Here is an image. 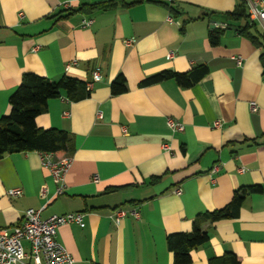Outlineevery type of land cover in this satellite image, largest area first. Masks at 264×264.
Listing matches in <instances>:
<instances>
[{
	"label": "crops",
	"instance_id": "0c3cea01",
	"mask_svg": "<svg viewBox=\"0 0 264 264\" xmlns=\"http://www.w3.org/2000/svg\"><path fill=\"white\" fill-rule=\"evenodd\" d=\"M105 1L0 0V118L24 74L92 84L88 97L72 102L62 95L35 118L38 128L73 137L63 194L56 195L42 154L0 159V230L18 225L28 209L41 210L42 219L83 213V228L65 225L57 234L75 264H172L168 235L190 233L197 216L222 209L238 189L259 186L237 217L201 226L208 241L190 253V264H213L226 254L237 264H264V66L261 49L237 29L223 30V14L238 0H169L177 18L145 0L72 13ZM212 30L223 31L216 46ZM200 65L208 73L189 88L172 80L139 86L162 71ZM96 70L101 80L92 82ZM118 75L127 91L112 96ZM167 119L183 131L171 132ZM12 189L22 195L8 198ZM118 209L128 214L116 225Z\"/></svg>",
	"mask_w": 264,
	"mask_h": 264
},
{
	"label": "trees",
	"instance_id": "16d2710c",
	"mask_svg": "<svg viewBox=\"0 0 264 264\" xmlns=\"http://www.w3.org/2000/svg\"><path fill=\"white\" fill-rule=\"evenodd\" d=\"M165 7L172 18L179 17V11L169 0H145ZM123 0H109L92 5H81L72 13L87 15L96 12L113 10L117 7H126ZM225 28L237 29L243 37L248 39L257 49L262 50L261 60L264 66V35L256 30V24L248 17L247 8L243 0H238L237 6L223 14ZM222 30H212L209 34V43L216 46L222 35ZM208 73L205 65L191 68L185 73L162 71L143 80L139 86L147 87L172 80L180 88H189L203 79ZM87 84L61 76L55 81L48 80L33 74H24L15 92L9 98V112L0 118V159L5 155L17 153L37 152L47 155L71 156L74 151L73 137L66 132L54 129H40L35 124V118L46 111L47 102L65 95L69 101L77 102L88 97L90 90ZM127 91L123 76L118 75L110 85L112 96L122 95ZM156 179L151 180L155 182ZM262 192L261 187L251 186L233 192L230 202L220 210L206 212L197 216L192 222L190 233H175L165 239L166 248L172 254V264H190V253L203 246L208 241V235L201 226L209 222L214 224L222 220L237 217L245 199L252 194ZM213 264H237L233 254H226L214 260Z\"/></svg>",
	"mask_w": 264,
	"mask_h": 264
},
{
	"label": "built area",
	"instance_id": "2783aa9c",
	"mask_svg": "<svg viewBox=\"0 0 264 264\" xmlns=\"http://www.w3.org/2000/svg\"><path fill=\"white\" fill-rule=\"evenodd\" d=\"M249 20L258 23L263 29L264 35V0H243ZM68 8V5H64ZM92 21L85 20L82 26L89 27ZM130 46L132 41L124 42ZM172 53L167 55L170 59ZM237 65H241V59H235ZM101 76L98 70L92 74V82H98ZM92 84H87V90H90ZM252 111L256 110L254 103L250 104ZM97 119H101L100 112L96 114ZM220 122H215V128L220 127ZM167 126L171 132H182L183 126L172 119H167ZM72 159L69 156H61L52 159V155L42 154V166L47 169L55 182L58 184L56 195L63 194V178L71 167ZM218 170L213 168V172ZM180 189L175 194H180ZM22 195L20 189H12L6 192L8 198H19ZM41 210L28 209L18 225L0 230V264H75L73 258L66 251L64 246L57 240L58 229L65 225H77L84 227V214L72 213L65 215H53L47 219L40 217ZM127 212L118 209L113 214V222L118 225L120 220L127 216ZM129 215L138 218L135 210H131ZM23 242L29 246L28 252L24 250Z\"/></svg>",
	"mask_w": 264,
	"mask_h": 264
}]
</instances>
